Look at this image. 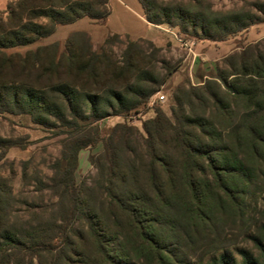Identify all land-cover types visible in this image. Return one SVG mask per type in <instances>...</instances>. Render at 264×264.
<instances>
[{
	"label": "rangeland",
	"instance_id": "obj_1",
	"mask_svg": "<svg viewBox=\"0 0 264 264\" xmlns=\"http://www.w3.org/2000/svg\"><path fill=\"white\" fill-rule=\"evenodd\" d=\"M10 1L0 0V14ZM156 1L163 6L182 7L191 14L204 13L213 40L198 38L182 32L178 27L162 24L155 33L151 32L153 40L120 35V39L112 45H94L92 51L101 57L97 72L92 76L90 70L84 69L79 74L57 77L56 83L69 81L70 84H76L82 95L92 94L101 98L106 90L99 88L112 87L120 92L128 86L135 87L138 84L137 76H140L145 79L140 84L144 94L155 90L146 103L128 115L80 121L82 126L87 121L92 123L91 126L87 125L88 133L85 135L80 136L74 128L57 121H53L55 126H45L34 123L29 116L21 113L0 112V140L14 143L8 147L0 142V229H8L22 240L43 236L41 238L44 240L53 238L51 243H56L55 235L59 226L65 223L68 207L58 185L67 146L73 141L89 140L92 143L99 137L95 146H88L79 153L74 172L79 196L87 212L101 219L102 225L106 226L110 249L128 253L132 259L142 261L146 256L145 245L137 236L139 231L136 222H131L129 216L110 205L102 192L110 174V155L116 163L115 194L125 197L128 192L152 193L151 185L156 184L159 189L164 187L162 194L168 197L178 194L181 198L185 187L180 177L182 159L173 145V132L168 125L175 123L174 109L178 107L177 102L182 101L186 116L198 120L186 127L191 142L194 146L204 144L205 147L233 142L232 131L241 122L249 106L254 110L256 105L264 101L262 91L254 93L250 103L246 97L229 92L222 82L225 79L228 85L241 90L249 88L247 85L250 81L245 82L244 78L233 74L235 69L240 70L241 56L246 50L252 60L264 56V0ZM242 14L251 18L247 28L229 35L223 41L217 40L215 33L223 28L225 18ZM70 33L60 30L56 35L36 43L0 49V64L5 59L7 62L0 79L19 82V86L24 87H48L51 84L49 78L41 74L51 68L53 51L43 48L58 42L62 46L59 51L64 52ZM74 39L72 44L78 56L77 62L80 66H86L91 55L87 38L76 36ZM131 42L134 45H130ZM126 51L132 65L129 70L124 65ZM91 81H95V86ZM251 87L264 89V84L256 83ZM209 88L211 91L207 90ZM160 96H165L163 102L159 100ZM83 97L79 98L80 104L86 108L88 104ZM125 97L130 100L132 96L129 94ZM160 114L163 117L157 128L153 120ZM202 117L205 121H202ZM96 130L98 137L94 136ZM217 134L222 139L216 141ZM149 137L162 160L160 164L150 161L147 152ZM197 176L205 178L208 172L198 173ZM251 189L253 186H250ZM260 198H264V193H261ZM86 234L85 229L81 239L70 234L76 243L75 250L80 255H71L69 264H102ZM243 237L241 235L239 239ZM240 247L251 249L247 242H241ZM28 258L22 263L20 256H14L11 264L50 262V255L34 257L32 262ZM207 259L209 257L200 263L193 259L192 264H208Z\"/></svg>",
	"mask_w": 264,
	"mask_h": 264
},
{
	"label": "trees",
	"instance_id": "obj_2",
	"mask_svg": "<svg viewBox=\"0 0 264 264\" xmlns=\"http://www.w3.org/2000/svg\"><path fill=\"white\" fill-rule=\"evenodd\" d=\"M139 1L144 17L150 24L178 27L186 34L213 40L204 13L191 14L182 7L163 6L156 0ZM109 5V0H11L0 14V49L36 43L51 37L58 26L73 24L83 18L104 23L111 12ZM225 19L223 28L215 33L219 41L246 29L251 21L249 15L243 14L230 15ZM76 36L86 37L87 47L91 49L86 66H80L77 62L78 56L72 44ZM125 37L130 38L128 35ZM119 39L117 33L109 34L104 46L112 45ZM61 47L56 42L43 48L53 51L51 68L41 74L49 78L51 84L48 87H24L19 86V82L0 79V112L21 113L29 116L34 123L45 126H55L53 121H57L74 128L79 135H85L88 133L87 125L91 126L92 123L87 121L82 126L80 121L128 115L154 94L155 89L145 94L142 92L140 84L145 79L140 76H137L138 84L135 87L128 86L120 92L112 87L99 88L106 90L101 98L92 94L82 95L75 83H56L55 78L79 74L84 69L90 70L93 76L98 65H101V57L92 51L94 44L86 32L70 33L66 50L62 53L59 51ZM127 51L124 65L129 70L132 65ZM251 60L246 50L241 56L240 70L235 69L233 75L244 78L245 82L264 84V56ZM3 62L0 64V75L7 67L6 59ZM255 78L259 80H252ZM222 82L229 92L246 97L250 103L254 93L262 91L264 95V89H254L251 83L247 85L249 88L241 90L228 85L225 79ZM92 85L95 86V81ZM207 90L211 91V88ZM129 94L132 97L127 100L125 96ZM81 96L88 104L86 108L80 104ZM177 105L174 109L175 123L168 125L173 132V145L182 159L180 177L185 186L183 196L180 198L178 194H173L177 196L168 197L161 193L164 187L159 189L156 184L151 185L152 193L128 192L125 197L115 194L116 163L112 154L110 174L102 190L110 205L129 216L131 222H136L137 236L145 245L144 260L132 259L128 253L112 251L106 226L102 225L101 219L87 212L79 196L74 172L80 151L95 146L100 140L96 130L94 136L98 138L92 143L89 140L73 141L67 146L58 185L68 207L65 223L59 226L55 235L57 242L51 243L53 238L44 240L39 234L36 235L40 237L33 236L26 241L8 229H0V264H11L14 256H20L23 263L27 257L32 262L34 257L41 258L42 255H50L49 264H69L71 255H80L70 234L81 239L83 229L102 264H192L193 259L200 263L206 257H209L208 264H264V198H260L264 193V101L254 110L249 106L232 131L233 142L205 147L204 144L194 146L186 131V127L198 120L185 115L181 100ZM161 117L162 114L153 120L157 128ZM201 119L205 121L204 117ZM218 139H222L220 134L216 136V141ZM0 142L8 147L14 144L12 141ZM152 143V139L147 143L150 161L160 164L162 160ZM205 171L208 172L205 178L197 176ZM250 186L253 189L250 190ZM260 203H263L261 208ZM241 235L244 237L239 239ZM241 242L250 244L251 249L241 248Z\"/></svg>",
	"mask_w": 264,
	"mask_h": 264
},
{
	"label": "crops",
	"instance_id": "obj_3",
	"mask_svg": "<svg viewBox=\"0 0 264 264\" xmlns=\"http://www.w3.org/2000/svg\"><path fill=\"white\" fill-rule=\"evenodd\" d=\"M110 15L106 22L98 24L95 20L83 18L75 23L60 25L58 31L67 33L86 32L94 45L104 43L109 34L128 35L132 39H151V32L160 29L159 26L150 24L144 17L139 0H109ZM51 36V37H52ZM50 38V37H49Z\"/></svg>",
	"mask_w": 264,
	"mask_h": 264
},
{
	"label": "built area",
	"instance_id": "obj_4",
	"mask_svg": "<svg viewBox=\"0 0 264 264\" xmlns=\"http://www.w3.org/2000/svg\"><path fill=\"white\" fill-rule=\"evenodd\" d=\"M164 98H165V96H160L159 100H160L161 102H163V101H164Z\"/></svg>",
	"mask_w": 264,
	"mask_h": 264
}]
</instances>
